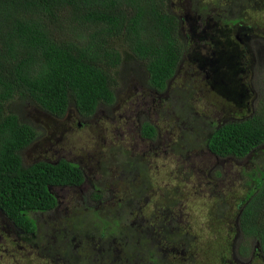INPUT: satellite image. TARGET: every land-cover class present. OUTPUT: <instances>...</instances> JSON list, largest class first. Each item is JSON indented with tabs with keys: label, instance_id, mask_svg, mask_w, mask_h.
I'll list each match as a JSON object with an SVG mask.
<instances>
[{
	"label": "trees",
	"instance_id": "16d2710c",
	"mask_svg": "<svg viewBox=\"0 0 264 264\" xmlns=\"http://www.w3.org/2000/svg\"><path fill=\"white\" fill-rule=\"evenodd\" d=\"M245 1L247 3L238 4L232 0V4L245 11L250 0ZM168 2L0 0V211L29 233L26 238L29 242L38 238V229L30 213L53 209L57 200L52 187L78 185L83 176L77 164L65 159L23 165L20 152L37 133L7 105L15 99L31 100L40 109L58 117L73 106L80 115L88 117L100 106L115 103V70L124 53L143 64L148 87L158 92L165 90L175 77L184 54L179 21ZM262 3L264 8V0ZM236 20L241 21V17L233 19ZM182 126L187 131L188 123ZM191 126L195 130L198 128ZM211 126L204 141L210 153L226 158L253 156L264 143V108L241 121ZM140 136L154 139L155 127L143 122ZM186 136L178 140L182 159L190 153L185 141L191 139L195 146L199 141V134L195 132L191 137ZM171 148L173 152L172 144ZM113 156L124 157L123 167L139 169L148 181V166L141 157ZM254 171L256 168L252 174L247 173L250 190L242 198V209L237 217L243 237L258 243L264 257V172L257 177ZM110 182L116 185L120 180L115 177ZM172 205L168 206L169 213L175 209ZM150 217L133 226L125 224L124 233L118 237L122 244L117 241L120 245L117 247L123 248L121 255L126 258L121 264H134L136 253L141 252L147 258L139 264H161L164 259L157 249L168 241L178 245V249L186 250L190 246L193 236L189 224L185 231L178 217L169 218L162 213L157 214L156 219ZM150 226L156 230L148 229ZM119 231L113 226L108 234L115 237ZM97 236L100 240V234ZM101 239L104 241L102 236ZM68 241L63 253L71 259L70 236ZM56 245L51 240L46 241L44 255L55 251ZM113 246L116 247V243ZM244 247L241 246V253ZM110 257L107 263L117 264L113 255Z\"/></svg>",
	"mask_w": 264,
	"mask_h": 264
},
{
	"label": "rangeland",
	"instance_id": "374dc122",
	"mask_svg": "<svg viewBox=\"0 0 264 264\" xmlns=\"http://www.w3.org/2000/svg\"><path fill=\"white\" fill-rule=\"evenodd\" d=\"M199 1L208 8L209 13L205 10L195 13L193 8L183 11L184 16H187L186 23L190 24L192 28L195 18H198L199 13L202 12L211 14L216 20H233L241 17L242 24L256 29L255 34L259 33L257 29L264 30L263 0H250L245 11L238 10V7L235 8L232 0ZM199 1L196 0L195 3ZM236 2L238 4L247 3L245 0H236ZM182 3L185 4V2ZM211 15L208 20L204 18L198 21L211 22ZM202 34L204 36L209 34L210 39H213L214 42L215 36L218 40L216 48L214 46L215 50L212 52L213 59L215 56L233 55L235 57L243 52L242 47L235 44L229 24L215 22L205 26ZM256 39V42L251 43V40L247 44H252L254 47L251 46L256 58L262 57L264 60V47H262L264 43L258 38ZM205 50L206 47H204V55H206ZM191 56L185 55L180 70L169 84L168 95L163 97V101H160L145 89L147 74L143 64L132 55L124 53L121 64L115 70L117 79L114 91L115 103L100 106L92 115L82 120V125H78V118L75 116L73 106L68 107L69 111L66 116L60 117L47 116L31 100L15 99L7 107L16 113L22 121L32 125L37 133L34 142L20 152L23 165H28L32 160L41 156L52 161L58 157L66 156L69 160L80 162L86 172L102 186H105L109 168H104L102 163L98 164L97 162L102 161L105 157H112V155H108L109 150L116 152L115 154L118 156H120L119 154L131 155L134 152V147L151 153L154 143L138 139L137 128L146 117L152 121L154 119V122H157L161 128L160 136H171L173 154L170 156L161 153L154 157V164L148 171V175L151 184L156 190L161 191L158 192L159 200H161L162 189L167 188L172 189L173 193L185 205L183 208H186L188 213L189 231L192 236H195L191 241L189 255L192 253L196 264H236L227 261L230 258L232 227L237 205L250 188L246 183L249 181L247 173H253L254 165L249 162H247L248 166L246 165L247 157L239 162L230 158L216 157L206 149L204 141L211 121H216L228 114L247 113L246 107L242 104L246 102L248 96L244 101L222 98L219 91L234 96L235 90H215L213 62L211 65L207 63L209 56L203 57L200 51L197 55L194 54V59L199 60L202 68L197 67ZM235 71V75H237L240 70L235 69ZM254 73L258 77L256 86L260 89L254 90L256 96L253 105L254 110L257 111L264 107V62L256 65ZM151 109L154 110L152 115L149 113ZM182 118L184 120H181ZM184 121L185 123H183ZM187 123L188 129L185 131L182 125ZM191 125L198 128L192 129ZM192 132L199 134L198 146L203 143V148L195 146V141L193 142L191 139L186 140L185 147L190 148V153L187 154L188 160H180L181 143L178 140L179 138L184 139L187 137L186 135L191 137ZM217 170L220 171V174ZM240 170H242L241 175L239 174ZM100 178H103L104 181ZM64 192H59L60 198L64 202H68L74 197L70 191ZM109 195L110 193L107 191L102 194L103 198ZM117 195V193H113V201H116ZM164 205L165 203L161 201L159 208L162 212L166 211ZM144 206L142 211L145 215L153 211L152 201L147 202ZM72 211L79 216H83L84 213H79L71 203L65 202L64 207L37 217L38 238H43L46 242L52 235H55L57 241L63 239L68 243V237L71 236L70 231L77 232L82 229L78 227L80 226L79 221L71 218ZM96 216L104 221L103 226L108 235V247H112L114 243H116V247L120 246L118 243L122 244V240L118 237L121 232L114 235L118 238L116 241V238L108 234L113 226L116 227L117 218L114 206L107 203L104 205V212L102 207L84 215L91 225L90 229H82L80 233L90 234L92 247L99 248L101 246L97 236L99 234V219ZM130 221L125 222L124 227L125 224L130 226L136 224L134 221L133 224ZM94 224L96 227L92 226ZM57 241L54 244H57ZM77 241L79 243V239ZM238 245L239 248L246 245L251 250L255 242L252 238H242ZM91 246L85 247L84 244V248L80 249L79 244H76V252L85 254ZM59 247L60 245L55 246V251L46 252L45 259H40L38 254L20 239L0 229V264H64L62 260L56 261L58 255L66 252L63 248L57 253L56 250ZM71 247L72 245L69 247V253H73L75 249H71ZM247 259L248 254L243 257L244 261ZM192 264L194 263L192 262ZM252 264H264V260L257 258Z\"/></svg>",
	"mask_w": 264,
	"mask_h": 264
},
{
	"label": "flooded vegetation",
	"instance_id": "af4514ba",
	"mask_svg": "<svg viewBox=\"0 0 264 264\" xmlns=\"http://www.w3.org/2000/svg\"><path fill=\"white\" fill-rule=\"evenodd\" d=\"M196 0H169V5L171 6L172 10L171 12L177 17L179 21V33H181V36L183 38V45H184V54L176 68L175 74L177 75L178 71L180 70L183 60L185 58V55H192L191 57L193 58L194 63L197 65V67H201V64L199 60L196 58L194 59V54H198L199 51L202 54L203 57H206L208 55V64L211 65L213 62V67L215 73L214 77V89L215 90H235L234 91V96H231L228 93H224L222 91H219L221 94L222 98H233L234 100H239V101H244L247 96L248 98L246 99V102L242 104L245 106V110L247 113H243L242 115H234V114H228L227 116L221 117L216 119V121H211L210 125L212 127L219 126L223 123L229 122V121H241L243 119H246L247 117H251L255 110H254V99H255V92L254 90H260L256 86V79L258 77L254 73V69L256 65H260L264 62V60L261 58H256L254 55V47L252 44H247V42L254 43L257 41L256 38H258L261 42L264 43V30H259L257 31L259 33H254L255 28L247 26L242 24L241 21H233L231 19H228L227 21L223 19H215L211 14L207 13H199L198 18H195V23H192L194 27L192 28L190 24L188 25L186 23L187 21V16L185 17L183 14L184 10H190V8H193L195 13H197L200 10H205L208 12V8L203 6L200 1L196 2ZM182 2H185L183 5ZM175 3V5H174ZM177 5V7H176ZM196 5V7H195ZM209 13V12H208ZM211 15V22H202L198 21L199 19H210ZM222 22L225 24H229V30L231 32V36L234 39L235 44L237 43L240 45L243 49V52L239 56L233 57L231 56H220L213 59L212 57V52L214 49V46L216 48L217 44V38L215 36V42L213 39H210V35L206 34L204 36L202 32H204V27L213 23L217 22ZM187 26V28H185ZM192 41V43H190ZM251 46L253 48H251ZM204 47H206L205 54L204 55ZM264 47V45H262ZM235 69L240 70L237 75H235L236 71ZM175 75V76H176ZM202 78H206L205 76H201ZM236 79H235V78ZM175 78V77H174ZM172 80V79H171ZM169 81L167 88L161 92L155 91V89L150 88L146 85L145 89L156 99L163 101V97L165 98L168 95V90H169V84L171 82ZM239 90V91H237ZM264 108V107H263ZM44 111V110H43ZM68 109L65 112L63 116H66L68 114ZM241 112V109H240ZM44 113L47 116H52V117H57L55 115H52L46 111ZM75 116L78 118V125H82V120L86 118L83 115H80L76 109H75ZM150 115L154 113V110L149 111ZM152 119V118H151ZM149 122L151 123L155 129H156V137L154 139H147L143 136H140V125H142L143 122ZM80 122V123H79ZM185 123V121L183 122ZM138 132V139L142 140L143 142H148V143H154L152 146V152L148 153L145 152L142 148L139 150L138 148L134 147L133 148V153L129 156H134L137 155V157H141L143 162L145 163V166H148V171L154 164V157L159 156L161 153L170 155L173 154L172 148H171V136L170 135H165L161 137V128L158 125L157 122H154L149 119V117H146V119L142 120L137 128ZM35 140V138H34ZM34 140L29 144L31 145ZM28 145V146H29ZM27 146V147H28ZM26 147V148H27ZM24 148L23 150H25ZM264 143L257 149V152L253 153V156H248L246 165L248 166L249 164H253L254 168H256V175L257 177L260 176L261 172H264ZM135 149H138L137 151ZM22 150V151H23ZM116 152L109 150L108 155H112L103 158L102 161H98L97 163H102L104 168H109V173L106 175V180H105V186L100 185L92 176L86 172V170L83 168V165L74 160H69L68 157L62 156L58 157L55 161H52L44 156H41L37 159L32 160L28 165L40 162V161H45V162H57L60 159H65L67 161L73 162L78 165V167L81 170V174L83 176V179L80 184L78 185H58V186H53L52 187V192L57 200L56 205L53 209L45 212H32L30 213L31 218L35 220V226L37 227V217L40 215H44L45 213H48L50 211H55L58 208H62L65 206V202L67 204H70L74 206L75 210L78 211L79 213H83V216L77 215L74 211H72L71 218L79 221L78 224L82 229H90V221L87 220L84 215H88L92 212L95 211V209H100L103 207V212H104V205L107 203L111 206H114L115 212H116V228L119 227L118 229L120 230L121 233H123V230H125L124 223L127 222L128 220H131L130 222L132 223L137 222H142L141 219H146L147 217H150V219H156L157 214L160 215L162 213L163 216H167L169 218L172 217H178L181 225H183V229L186 231V226L188 224V213L186 208L184 209L183 202L177 197L176 194L173 193V190L164 188L162 189V196L161 200L158 199V191L156 188L151 184L150 177L148 175V181L145 178L142 173H140L139 169H127L124 168V157L117 159V157H114L113 154ZM118 154V153H117ZM121 155V154H119ZM216 156V155H214ZM218 157V156H216ZM221 159L226 158V157H219ZM227 158H230L233 161L239 162L243 158H236L234 156H228ZM245 158V157H244ZM187 159V154L185 158L180 160H186ZM120 160V161H119ZM188 160V159H187ZM116 162V164H115ZM25 165V166H28ZM188 165V161H187ZM192 166V165H191ZM217 172L220 173V171L217 170ZM135 173V174H134ZM239 174H242V170H240ZM132 175V176H131ZM118 178L120 180V183L114 185L110 182V180L114 178ZM141 178V181L139 179ZM100 180H103V178H100ZM247 183V182H246ZM255 188V185L253 186ZM161 190V189H159ZM250 189L247 190L249 192ZM64 191L71 192L74 197L71 199L64 202V200H61L59 192ZM104 191H107L110 193L109 196L106 198H103L102 194ZM117 193V198H115L116 201H113L112 197L113 193ZM246 192V194H247ZM245 194V195H246ZM156 196V197H154ZM154 197V198H153ZM174 197V198H173ZM245 197V196H244ZM173 198V199H172ZM154 199V200H152ZM153 205V211L150 212V214H144L142 210H144V204L147 202H151ZM163 201L165 203L166 211L162 212L160 210V203ZM146 202V203H145ZM172 206H175V209L173 213L176 211L175 214L169 213L168 206L172 204ZM243 203V199L240 200L239 204L237 205V212L234 217V222H233V235H232V240H231V246H230V258L227 260L228 262H234L236 264H252L254 260L257 258H261L264 260L263 255L261 254L260 247L258 243L254 245V247L249 250L248 247L243 248V253L240 252L239 248V242L243 237V234L240 230L239 227V217L237 215H240L241 212V204ZM64 204V205H63ZM76 205V206H75ZM164 213V214H163ZM154 214V215H153ZM156 215V216H155ZM99 219V224H98V229H99V234H100V245L98 247H92L91 246V236L89 233H80V231H70L71 234V241H72V247L71 249L75 248L72 253L71 259H68L64 253L62 255H58L56 258V261L62 260L64 264H108L107 261L111 258L110 255H113L115 261L117 264H121V260L125 261L124 256L121 255L123 252V248H118V247H108L107 246V239L108 235L105 233L107 230L103 226L104 221L99 217L96 216ZM131 218V219H130ZM71 219V220H72ZM90 219V217H89ZM91 220V219H90ZM92 222V220H91ZM90 223V224H89ZM101 223V224H100ZM71 224V223H70ZM119 224V226H118ZM72 225V224H71ZM74 226V225H72ZM93 227H96V224L92 225ZM92 227V228H93ZM141 228V227H139ZM0 229L5 232H9V234H12L15 238L20 239L25 245L29 246L32 251H34L40 259H45L44 256V248L46 242H44L43 238H37L33 242H29L26 238H29V233L26 232L24 228H20L16 226L13 222H11L9 219H7L5 216L2 215L0 211ZM152 230H156V227L150 226ZM32 235H35V233H31ZM104 239V241L101 239ZM195 237V236H193ZM236 237V239H234ZM115 238V237H113ZM150 238V237H149ZM79 239V243L78 240ZM194 239V238H193ZM49 240L52 242H56L57 238L55 235H52ZM48 241V240H47ZM168 241V240H167ZM166 245H163L162 247H159L157 251L159 254L163 257L164 262L161 264H194L195 263V257L192 255V253H188L190 251V246L186 249L183 250L181 248H176L178 245H172V242L168 241ZM76 244H79L80 249L84 248L83 245L85 244V247L91 246L89 250L85 254L82 253H77L76 252ZM57 248L56 252L58 253L60 249H63L66 247L67 243L65 240L60 239L57 241V245L59 246ZM182 245V244H181ZM179 245V246H181ZM78 246V245H77ZM183 247V246H182ZM55 252V253H56ZM248 254V259L247 261L243 260V257H246ZM136 262L135 264H139L140 262L142 263V260L145 261V253L141 252V254L136 253ZM149 258V257H148ZM225 261V262H227ZM50 262V261H49Z\"/></svg>",
	"mask_w": 264,
	"mask_h": 264
},
{
	"label": "water",
	"instance_id": "95a60500",
	"mask_svg": "<svg viewBox=\"0 0 264 264\" xmlns=\"http://www.w3.org/2000/svg\"><path fill=\"white\" fill-rule=\"evenodd\" d=\"M234 239H236V237Z\"/></svg>",
	"mask_w": 264,
	"mask_h": 264
}]
</instances>
